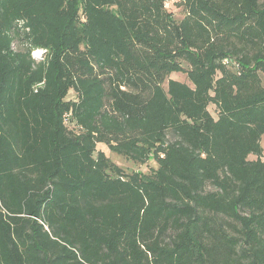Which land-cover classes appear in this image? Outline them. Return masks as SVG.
<instances>
[{"label": "trees", "instance_id": "1", "mask_svg": "<svg viewBox=\"0 0 264 264\" xmlns=\"http://www.w3.org/2000/svg\"><path fill=\"white\" fill-rule=\"evenodd\" d=\"M262 138L264 0H0V264H264Z\"/></svg>", "mask_w": 264, "mask_h": 264}, {"label": "rangeland", "instance_id": "2", "mask_svg": "<svg viewBox=\"0 0 264 264\" xmlns=\"http://www.w3.org/2000/svg\"><path fill=\"white\" fill-rule=\"evenodd\" d=\"M167 10L171 13L172 19L174 21H179L180 19L183 18L184 12L182 8L176 6H169ZM169 78L180 82H187L186 76L184 74L173 73L172 75L169 76ZM67 99H75V95L72 92H69ZM209 111L213 117H216V112L213 106L209 107ZM169 140H171L170 136H169ZM261 146L263 148V155H264V138L261 139ZM97 150L103 152L111 160L112 163H114L116 166L122 168L123 170H125V172L128 173L140 172L143 174H149L151 170L156 168L155 163L151 161H149L144 165L136 166L131 162L127 161L124 157L111 153L105 145H100V144L97 145ZM253 159H254L253 156L249 157V160H253Z\"/></svg>", "mask_w": 264, "mask_h": 264}, {"label": "built area", "instance_id": "3", "mask_svg": "<svg viewBox=\"0 0 264 264\" xmlns=\"http://www.w3.org/2000/svg\"><path fill=\"white\" fill-rule=\"evenodd\" d=\"M165 8H167L168 7V3H165ZM44 54V51H40V50H36V51H33L32 52V54H31V56H32V58H40L42 55Z\"/></svg>", "mask_w": 264, "mask_h": 264}]
</instances>
